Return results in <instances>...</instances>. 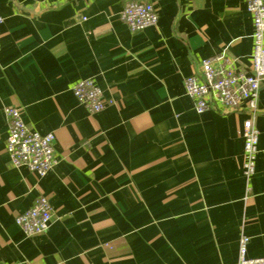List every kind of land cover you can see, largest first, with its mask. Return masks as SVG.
<instances>
[{"label":"crops","instance_id":"0c3cea01","mask_svg":"<svg viewBox=\"0 0 264 264\" xmlns=\"http://www.w3.org/2000/svg\"><path fill=\"white\" fill-rule=\"evenodd\" d=\"M124 1L0 0V262L237 264L241 235L264 257V81L248 182L245 103L196 112L184 87L220 52L251 70L246 1L143 0L158 18L138 31L119 19ZM87 77L111 100L99 112L73 95ZM6 106L54 134L44 176L9 162ZM39 194L51 222L27 236L15 217Z\"/></svg>","mask_w":264,"mask_h":264},{"label":"built area","instance_id":"2783aa9c","mask_svg":"<svg viewBox=\"0 0 264 264\" xmlns=\"http://www.w3.org/2000/svg\"><path fill=\"white\" fill-rule=\"evenodd\" d=\"M245 1L253 24L251 70L246 72L237 69L234 60L225 52H220L201 60L197 73L185 78L184 87L186 94L193 100L196 112L209 108L211 101L225 111L235 110L245 103L251 116L244 119L242 124V176L248 182L254 173L258 152V130L254 116L259 87L264 81V0ZM157 18L154 5L143 0H125L119 13V19L131 31L155 25ZM2 19L0 15V22ZM72 92L77 101L90 112H99L111 103V100L105 99L104 91L91 77L77 80L72 86ZM4 116L7 123L6 151L11 165L24 166L37 176H44L56 163L54 134H40L28 128L17 107L6 106ZM245 189L248 191V184ZM51 218V204L46 196L39 194L28 208L15 217V223L25 235L32 236L45 232ZM248 241L246 235H241L238 240L237 264H264V257L247 256Z\"/></svg>","mask_w":264,"mask_h":264}]
</instances>
